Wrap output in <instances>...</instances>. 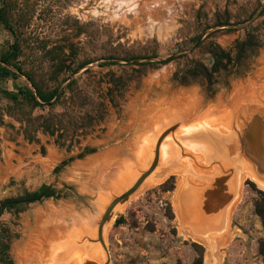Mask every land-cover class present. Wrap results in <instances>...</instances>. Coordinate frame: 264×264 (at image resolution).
I'll use <instances>...</instances> for the list:
<instances>
[{
	"label": "rangeland",
	"instance_id": "obj_1",
	"mask_svg": "<svg viewBox=\"0 0 264 264\" xmlns=\"http://www.w3.org/2000/svg\"><path fill=\"white\" fill-rule=\"evenodd\" d=\"M13 46L0 61V264H56V253L57 264H192L193 244L203 264H264L263 189L235 165L210 179L217 162L185 135L237 118L257 93L264 116V0H0V58ZM246 120L231 121L235 139ZM169 136L181 163L171 156L167 170ZM191 178L197 230L177 199ZM44 188L54 196L26 201Z\"/></svg>",
	"mask_w": 264,
	"mask_h": 264
},
{
	"label": "bare ground",
	"instance_id": "obj_2",
	"mask_svg": "<svg viewBox=\"0 0 264 264\" xmlns=\"http://www.w3.org/2000/svg\"><path fill=\"white\" fill-rule=\"evenodd\" d=\"M260 95H261L260 93H257V96H253L252 95V97L250 96V97L244 98L240 102H238L235 105V107H237V112H239L237 116L242 119V118H250L251 116H253L255 114L257 115V112H258V109H259L258 108V103L260 102ZM260 110H263V107L260 108ZM221 113H226L227 114V116L223 119V121H221L222 119H220V116H219V113H218L217 117H214V116L211 115L212 117L208 121H204V123L199 124L200 127H202V129L205 130V133H203V134H200V133L196 134L194 131L190 132L188 130V126L185 127V131H186L185 135L190 136L191 138L194 139L193 141H196V142H198L200 144L204 143L200 139L201 136L202 137L208 136L207 139H205V142H207L208 145L207 144L199 145L197 143V144H189L188 147L191 148L192 151H194V152H199V151L203 152V154H205V156L211 162H214V161L217 162L216 164H214L213 174L211 172V174L209 175L210 179L216 178L215 177L216 175L223 174L224 171L228 170L230 167H232V165L233 166L235 165L236 167L240 166V170H242V171H244V170H246L248 168H251V166H253V164L249 163V161H246V160H244L241 157V154H242V152L240 150L241 148L238 147V143H237L235 137L230 135V133H229L231 121L232 120L237 121V118H238V117L236 118L235 112L234 111H227V112H221ZM209 122H210V124H209ZM222 122H228L227 123L228 124V129L224 127L225 130L223 132H221L222 126H221V128L220 127H218V128H214L213 127L214 124H217V123L221 124ZM195 127L196 126H194V128ZM214 130H215V132H214ZM214 134H216L217 136L214 135ZM228 135H229L228 141L221 139L224 136L227 137ZM170 136L167 137V139L165 140V142L162 145L163 149L165 148L164 155H162V151H161V156H162V159L164 161L163 162L164 168L167 169V170L172 168V165L169 164L170 159H172L171 156L177 155V157H178L177 162L181 163V160H180L181 145L180 144L177 145L176 140L174 138L170 137ZM215 136H216V142H217V145H218V150H216L212 145H210L211 139L215 138ZM156 140H157V138H153V142H154L153 146L154 147H155ZM150 141H152V139ZM227 142H228V145H226ZM204 145H205V147H204ZM153 146L147 152V154H146L147 158H144L142 163H146L147 162L146 164L149 165V162L151 160L150 156L153 157V152H154V147ZM214 146H216V144ZM242 150H243V148H242ZM215 153H217V154H215ZM242 171H240V172H242ZM169 172L170 171H166L164 173L162 172L161 175L163 177H166ZM193 173L194 172H192V174ZM247 173L258 183L259 187L264 190V179H261L256 174V172L253 171L252 168L249 169L247 171ZM156 174H155V176H156ZM240 174H242V173L238 172V176H237L238 179H241V177L243 176V175H240ZM122 175H123V173H122ZM203 176H205V175H203ZM138 177H139V173L136 174V175L134 174L132 176H129L128 179H126L125 177L121 176V178H123V179L121 181L116 182V183L114 182V187H115V189L117 188V190L119 191V190L123 189L125 186H127V184H128L127 182H130L128 184V186L130 184H133L138 179ZM153 177L151 176V181L155 182L157 180V178L154 179ZM233 178H235V179L232 180L231 183L235 184L236 183V176H233ZM193 179L194 178L189 179L190 182H188L189 180L186 181L187 184H185V185H182V182L180 183L179 188L182 186L183 191L180 188L181 192L179 194V197H177V199L179 200V204L181 203V207L183 208V209L181 208L182 209V213H180L178 205L175 208H176L177 212H179L181 214L182 219H184L187 222V225H189L192 228L197 230L198 224L196 222H198L197 219L201 215L200 211L197 208H195L194 210H193V208L191 209L189 206L186 205V202H185V200L187 198L190 199V200H193V199L199 198V196L201 195V187H199L201 185L196 183L194 181L195 179L194 180ZM114 195L115 194H113L112 196L109 197V201H108V199L107 200H102L103 203L101 202L102 203L101 207H105V209H106V207L110 203L111 197H113ZM115 212H116V209H114L111 212V215L109 217L110 221L112 220V218L114 219ZM194 224H196V226H194ZM191 230L193 231V229H188L187 231H191ZM192 231H191V233H192ZM54 256H55V263L57 264L58 261H59V258L57 257V253Z\"/></svg>",
	"mask_w": 264,
	"mask_h": 264
},
{
	"label": "water",
	"instance_id": "obj_3",
	"mask_svg": "<svg viewBox=\"0 0 264 264\" xmlns=\"http://www.w3.org/2000/svg\"><path fill=\"white\" fill-rule=\"evenodd\" d=\"M243 124L244 126H242L240 136L238 140L236 139L241 148V156L245 155L246 157L244 156L242 158L253 164V166H251L253 171H255L261 179H264V116L261 114H255L250 118H247L245 123L243 121ZM146 176H143L137 182L135 187L139 186ZM130 192H132V190L129 191V193ZM19 203L21 202L16 201L11 204ZM5 207V205L2 206L0 214L4 212Z\"/></svg>",
	"mask_w": 264,
	"mask_h": 264
},
{
	"label": "trees",
	"instance_id": "obj_4",
	"mask_svg": "<svg viewBox=\"0 0 264 264\" xmlns=\"http://www.w3.org/2000/svg\"><path fill=\"white\" fill-rule=\"evenodd\" d=\"M18 56V47L17 46H13V51L7 54H4L1 56L0 61L4 62V63H9L13 58ZM10 73L9 70L3 68L2 66H0V79L4 78L7 76V74ZM27 95L32 99V101H34V103H36L37 105L38 102L36 101V98L33 94V92H30ZM39 95H41V99H43V101H50L51 99L48 98H44L42 93L39 92ZM260 198L256 200L255 202V212L256 214L260 217L262 225H263V229H264V192L262 191H258ZM54 196V192L50 191L49 188H44L41 189L39 191H36L30 195H28L26 197V201H36V200H41L43 198H49ZM120 221V220H118ZM195 247H197L198 249H200V251L198 252V256L195 258V260L193 261L192 264H203V248L197 244H193ZM259 251H260V255L263 257L264 259V239H262L259 243Z\"/></svg>",
	"mask_w": 264,
	"mask_h": 264
}]
</instances>
